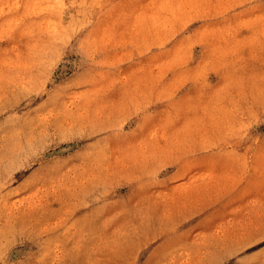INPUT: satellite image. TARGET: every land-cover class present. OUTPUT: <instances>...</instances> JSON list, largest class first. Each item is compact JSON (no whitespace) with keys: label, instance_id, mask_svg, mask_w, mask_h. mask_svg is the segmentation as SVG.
I'll use <instances>...</instances> for the list:
<instances>
[{"label":"rangeland","instance_id":"rangeland-1","mask_svg":"<svg viewBox=\"0 0 264 264\" xmlns=\"http://www.w3.org/2000/svg\"><path fill=\"white\" fill-rule=\"evenodd\" d=\"M0 264H264V0H0Z\"/></svg>","mask_w":264,"mask_h":264}]
</instances>
